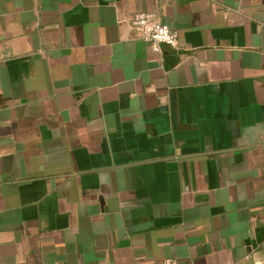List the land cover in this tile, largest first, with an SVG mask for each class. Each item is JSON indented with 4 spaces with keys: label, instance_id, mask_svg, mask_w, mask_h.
Wrapping results in <instances>:
<instances>
[{
    "label": "crops",
    "instance_id": "1",
    "mask_svg": "<svg viewBox=\"0 0 264 264\" xmlns=\"http://www.w3.org/2000/svg\"><path fill=\"white\" fill-rule=\"evenodd\" d=\"M167 259L264 264V0H0V264Z\"/></svg>",
    "mask_w": 264,
    "mask_h": 264
},
{
    "label": "built area",
    "instance_id": "2",
    "mask_svg": "<svg viewBox=\"0 0 264 264\" xmlns=\"http://www.w3.org/2000/svg\"><path fill=\"white\" fill-rule=\"evenodd\" d=\"M136 40L148 44L153 52H158L162 45L176 48L178 34L163 24L155 12L134 14L129 22ZM160 264H177L174 260H164Z\"/></svg>",
    "mask_w": 264,
    "mask_h": 264
}]
</instances>
